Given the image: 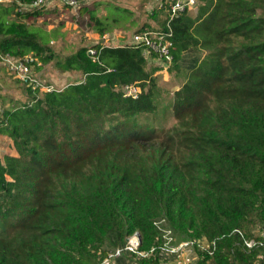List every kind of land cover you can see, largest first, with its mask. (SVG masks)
<instances>
[{"label": "trees", "instance_id": "1", "mask_svg": "<svg viewBox=\"0 0 264 264\" xmlns=\"http://www.w3.org/2000/svg\"><path fill=\"white\" fill-rule=\"evenodd\" d=\"M17 1L30 0L0 3V52L81 77L60 90L24 86L26 99L0 111L17 153L0 159V264H95L109 232L119 246L138 232L125 253L156 263L164 217L195 247L207 242L201 264H264V0H196L195 14L172 18L168 5L160 28L137 29L169 31L173 68L184 64L166 130L139 120L159 105L143 46L59 56L25 20L46 7L19 14ZM94 11L82 5L72 20L103 36ZM130 84L136 97L124 95Z\"/></svg>", "mask_w": 264, "mask_h": 264}, {"label": "rangeland", "instance_id": "2", "mask_svg": "<svg viewBox=\"0 0 264 264\" xmlns=\"http://www.w3.org/2000/svg\"><path fill=\"white\" fill-rule=\"evenodd\" d=\"M172 0H80L76 7L65 6L61 1L53 0L47 3L45 14L36 19L25 18L27 24L39 29L38 33L42 40H49L50 47L59 56L68 55L75 52L80 46L90 47L95 43H105L107 45H122L131 43L133 35L137 29L142 26L160 28L164 22L167 6ZM195 2L188 7L191 14H195L197 5ZM82 5L93 6L97 17L107 21V30L104 33L105 38H100L99 34L92 30H87L82 24L79 25L72 20L73 16H78V10ZM2 6L0 5V9ZM1 13V12H0ZM86 18V17H85ZM77 19H80L78 16ZM23 20V19H19ZM24 21V20H23ZM81 21V19H80ZM193 43V38L190 40ZM202 53H205L203 51ZM149 67H156L154 75L156 76V85L159 89L157 110L151 113L143 114L139 117L141 121H147L150 124L169 129L175 124L171 112V102L175 89H178L186 79L183 73L182 63L179 71L173 68V63L160 59L155 54L147 53ZM40 66L41 62L38 61ZM38 66H29L30 75L41 85L50 84L51 86L61 89L69 84L76 83L80 80L81 74L78 71L60 72L54 67V60ZM24 86L26 83L18 78L13 69L9 68L4 62H0V111L3 108H9L26 99ZM140 90V87L133 85ZM45 91V86L39 88ZM139 93V92H138ZM15 154L12 141L6 135L0 134V159L8 154ZM155 226L159 233V252L158 262L149 264H201L203 257L200 256V250L195 246H180V243L191 241L194 238L193 233L181 232L177 230L164 217L156 221ZM255 234L261 233V229H254ZM258 233V234H260ZM117 239L113 232H109L102 246L97 251L95 264H145L142 257H135L124 251L121 255L103 261L108 253L113 252L116 248ZM200 244L207 242L200 240ZM164 248V249H163ZM105 253L102 256V253ZM141 255V254H140ZM146 255V253L144 254ZM102 256V257H100ZM207 261V259H206ZM209 264V263H208Z\"/></svg>", "mask_w": 264, "mask_h": 264}, {"label": "built area", "instance_id": "3", "mask_svg": "<svg viewBox=\"0 0 264 264\" xmlns=\"http://www.w3.org/2000/svg\"><path fill=\"white\" fill-rule=\"evenodd\" d=\"M5 1V0H0ZM53 1V0H30L28 2H16V7L15 11L19 14H25V13H32L38 9L45 8L47 6V3ZM61 1L65 6L68 7H76L79 5L80 0H57ZM195 1L194 0H172L169 3V18H172L174 16H177L179 12L183 11L184 9H188L190 5H192ZM168 36H171V33L168 31L167 33L165 32H160V31H143L140 33H135L132 38V44L136 46H143L144 48V53L145 51L147 53H154L156 56H158L160 59H163L166 62L171 63L172 62V55L170 53V46H171V41L168 39ZM100 38H105V36H101ZM100 47L106 46L107 44L101 42L99 43ZM88 53L91 55L96 54V50L94 47H89L87 49ZM35 60L31 55H26L24 58H15L10 56L9 54H3L0 52V62H4L9 66V68L13 69V71L16 72L18 75V78L26 83L27 86L31 88H40L41 86H45V91H50V90H60L57 89L50 84H44L41 85L35 81L31 77L29 64L30 61ZM62 89V88H61ZM122 90L124 92V95L127 96H132L136 97L138 95V92H140L139 89L134 87L132 84L130 85H124L122 87ZM262 234L264 235V228L262 230ZM194 240L191 241H186L180 243V246H194ZM140 244V236L138 232H134L128 237H126L125 243L121 246L116 248L113 252L108 253L106 257L103 259V261H108L111 258H115L124 251H132L136 252L138 246ZM253 243L251 241H246L247 246H251ZM202 248H207L209 245L204 244L201 246ZM164 249V248H163ZM151 252L153 251V248L150 250ZM141 255H144L142 252H138Z\"/></svg>", "mask_w": 264, "mask_h": 264}, {"label": "crops", "instance_id": "4", "mask_svg": "<svg viewBox=\"0 0 264 264\" xmlns=\"http://www.w3.org/2000/svg\"><path fill=\"white\" fill-rule=\"evenodd\" d=\"M3 2H11V0L1 1L0 3H3ZM47 10H49V9H47ZM35 19H36V18H35ZM99 36H100V35H99ZM100 37H101V36H100ZM16 154H17V153H16ZM8 155H15V154H13V153L11 154V153H10V154H8Z\"/></svg>", "mask_w": 264, "mask_h": 264}]
</instances>
